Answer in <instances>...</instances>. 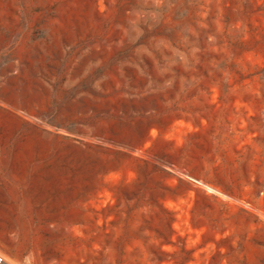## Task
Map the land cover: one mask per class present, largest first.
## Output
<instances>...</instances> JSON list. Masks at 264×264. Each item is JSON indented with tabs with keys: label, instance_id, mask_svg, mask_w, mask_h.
<instances>
[{
	"label": "rangeland",
	"instance_id": "rangeland-1",
	"mask_svg": "<svg viewBox=\"0 0 264 264\" xmlns=\"http://www.w3.org/2000/svg\"><path fill=\"white\" fill-rule=\"evenodd\" d=\"M9 264H264V0H0Z\"/></svg>",
	"mask_w": 264,
	"mask_h": 264
},
{
	"label": "built area",
	"instance_id": "built-area-1",
	"mask_svg": "<svg viewBox=\"0 0 264 264\" xmlns=\"http://www.w3.org/2000/svg\"><path fill=\"white\" fill-rule=\"evenodd\" d=\"M0 264H9L5 261V259L0 255Z\"/></svg>",
	"mask_w": 264,
	"mask_h": 264
}]
</instances>
